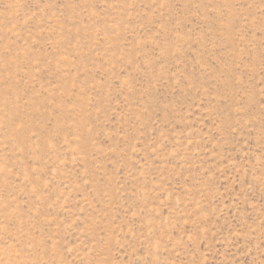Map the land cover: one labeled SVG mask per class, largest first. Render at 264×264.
Masks as SVG:
<instances>
[{
    "label": "rangeland",
    "instance_id": "rangeland-1",
    "mask_svg": "<svg viewBox=\"0 0 264 264\" xmlns=\"http://www.w3.org/2000/svg\"><path fill=\"white\" fill-rule=\"evenodd\" d=\"M0 264H264V0H0Z\"/></svg>",
    "mask_w": 264,
    "mask_h": 264
}]
</instances>
